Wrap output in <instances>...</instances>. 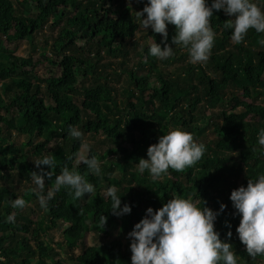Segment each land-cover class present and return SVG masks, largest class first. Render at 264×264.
<instances>
[{
	"label": "trees",
	"instance_id": "obj_1",
	"mask_svg": "<svg viewBox=\"0 0 264 264\" xmlns=\"http://www.w3.org/2000/svg\"><path fill=\"white\" fill-rule=\"evenodd\" d=\"M131 3L140 11L147 0H0V255L5 257L0 264H64L60 250L42 240L43 229L32 219L34 209L27 204L40 205L32 191L31 173L39 171L33 160L44 155L54 161L52 169L41 166L53 173L51 178L45 177L44 192L66 164L95 189L93 194L75 198L61 187L46 209L39 206L49 218L46 228L62 229L64 250L69 257L73 254L70 264H131L130 243L127 245L123 236L145 216L149 206L156 210L175 195L186 199L192 195L198 207L214 211L224 203L225 209L214 222L220 238L232 245L238 264H264V256L251 259L240 242L236 233L240 217L232 215L235 209L229 199L233 189L246 187L249 179L255 181L264 174V146L257 143V134L264 129V33L250 29L246 42L234 43L232 30L224 26L234 16L214 10L209 19L216 35L206 64L160 67L159 59L148 55L149 45L142 46L136 50L146 62L140 61L135 69L119 68L120 74L127 75L128 86L127 97L118 102L110 74L102 70L107 65L113 69V63L103 65L102 60L105 54L130 56L128 43L135 40L140 28V17ZM54 18L50 50L36 58H16V48H10V43L33 42ZM167 30V43L175 47L171 42L175 25L169 24ZM148 36L163 47L161 34L151 29ZM79 42L82 45L78 46ZM134 47L139 45L134 42ZM185 54L186 48L176 46L168 59L181 61ZM44 66L46 71L40 74ZM142 69L147 72L140 73ZM216 105L219 108L207 116L208 109ZM200 117L205 118L214 137L203 143L204 154L195 165L183 171L169 169L156 180L147 170L138 172L134 163L147 159V148L164 134V123L177 121L199 143L198 134L203 132L196 121ZM69 125L81 132L100 133L118 146L103 156L123 152L112 163L121 174L111 177L109 186H116L122 205L131 206L129 214H112L100 177L79 162L83 159L79 153L82 142L68 135ZM5 131L10 135L16 131L29 140L18 147L5 146ZM90 155L98 159L93 147ZM69 156L74 158L68 160ZM16 177L19 183L32 185L22 191ZM125 180L128 185L123 186ZM17 197L25 200L24 208L11 206ZM9 214L12 221L6 219ZM101 214L107 217L104 228L98 224ZM225 221L231 223L230 238ZM116 230L119 238H114ZM90 232L108 240L89 245L86 238Z\"/></svg>",
	"mask_w": 264,
	"mask_h": 264
},
{
	"label": "clouds",
	"instance_id": "obj_2",
	"mask_svg": "<svg viewBox=\"0 0 264 264\" xmlns=\"http://www.w3.org/2000/svg\"><path fill=\"white\" fill-rule=\"evenodd\" d=\"M214 10H223L233 17L225 22V28L231 29V40L234 43L246 42L245 36L250 29L264 33V3L258 0H147L142 10L136 14L140 17V27H149L162 36L161 44L153 42L148 47V55L165 60L174 54V48L180 46L187 49L188 61L192 64L204 65L208 61L213 46L215 33L210 25V17ZM146 14V15H145ZM175 25L176 34L172 36V47L168 40L167 26ZM68 135L81 138L82 132L69 125ZM257 143L264 146V129L257 134ZM205 145L197 143L192 134L179 128L172 129L158 137V142L147 148V159L140 158L136 164L139 173L147 170L150 178L156 180L169 169L183 171L195 165L203 156ZM69 156L67 159L72 160ZM76 158L78 154H76ZM39 171H32V182L41 208H47L48 202L55 193L66 188L75 198H83L85 194H93V183L69 166L64 165L60 173L55 175L52 186L46 192L45 177L51 178L54 161L48 155L33 160ZM86 166L92 175L101 172V161L90 155L79 161ZM104 195L110 199V210L113 215L129 214L132 210L128 203H121L117 189L109 186ZM229 199L240 221L236 233L240 242L245 245L251 259L264 256V174L255 181L249 179L247 186H240L231 191ZM25 200L17 197L11 201L14 209L25 207ZM224 203L216 211L203 206L198 207L190 198L173 196L162 207L154 210L146 209L145 216L137 222L128 233L131 241V264H238L237 255L232 245L220 238L214 222L225 209ZM8 221L14 219L9 214ZM107 217L101 214L98 224L104 228ZM228 228L227 237L232 236L231 223L225 221ZM5 257L0 255V262Z\"/></svg>",
	"mask_w": 264,
	"mask_h": 264
},
{
	"label": "rangeland",
	"instance_id": "obj_3",
	"mask_svg": "<svg viewBox=\"0 0 264 264\" xmlns=\"http://www.w3.org/2000/svg\"><path fill=\"white\" fill-rule=\"evenodd\" d=\"M259 3H264V0H258ZM211 3V0H210ZM132 7V10L135 11L138 9L133 5V3L130 4ZM60 16V12L57 13V17L59 18ZM50 20V23L47 25V27H45L43 30H41L40 32H38L34 38H33V42L32 41H28V40H24L22 42H11L10 43V48L15 49V57L16 58H20V57H25V58H29V57H38V55L40 54H45L46 52H48L50 50V44H51V35L55 32V30H53V28H50V24H52L53 21H55V19ZM140 22V18L137 19ZM151 30V28L149 27L148 29H142L141 27L139 28V31L137 33V36L135 38L134 41H132L131 43H128V48L130 51V56H128L126 59H124L123 57H114V56H110L105 54L104 58L102 60V64L103 65H107L109 62L113 63V69L111 66L107 65L105 66L102 70L108 71V73L110 74L109 76V83L112 87L116 88L117 91V101H124V99L127 97V94L125 92V89L127 88L128 84L126 82L127 80V75L125 73L120 74V70L119 68H124V69H135V66L138 65V63L140 61L146 62V58L139 56L137 52H139L136 49L140 50V47L142 46H146V45H150L151 43H153V38L151 36H148V32ZM11 36H13V33H11ZM134 42H136L139 47L135 48L134 47ZM82 45V42L78 43V46ZM184 52V51H182ZM185 53V52H184ZM159 66L163 67L165 66H169L168 68L170 69H174L176 66H180L181 64H184L185 62H189L188 61V54H185L182 58L181 61H175L173 60V62L171 61V59H165V60H159ZM46 71V67L44 66L43 68L39 69V73L41 74L42 72ZM147 70L142 69L140 70V73H146ZM156 72V70H155ZM154 72V73H155ZM259 90H262L261 87H257ZM116 93V92H115ZM243 100L247 101V102H251V99L248 97H243ZM257 102H261V100L259 99ZM219 108L217 105L214 108H210L208 109V111L206 112V115L209 116V112L212 109H217ZM1 113H5L3 110H1ZM196 124L198 126L201 127L202 132L198 134V142L199 143H206L208 140H210L211 138L214 137V135L212 134V130L210 126H206V121L205 118H199L196 121ZM181 129L183 131H185L181 124L178 123L177 121H169L163 124V132L164 134H166L168 131L172 130V129ZM4 135L8 138L5 141V146L12 144L15 147L21 145L23 142H27L29 140V138L27 136L21 135L16 131H13L12 134L10 135V133L8 131L4 132ZM79 140L82 142V146L80 149V156L82 158L87 157L89 155V151L90 148H95V150L98 153V160L101 161V172L98 175L100 177V183H101V190L102 193L104 194L105 190L107 189V187H109V180L111 177H118L121 173L119 170V167L112 166V163L114 162L113 160H116L118 158H121L123 156V152H117V153H111L109 154L107 157L103 156L104 153L107 152V150H111L113 148L118 147L113 141L106 139L104 135L98 133V134H92V133H86V132H82V137L79 138ZM35 142V141H34ZM29 152H32V149H29ZM136 166V163H134ZM133 169V168H131ZM134 170V169H133ZM241 177V176H240ZM239 177V180H241V178ZM163 178V177H160ZM15 183L18 184L20 190L24 191L25 189H27V187H29L30 184L27 181H23L21 183H19V178L16 177L15 178ZM128 185V181L125 180L123 182V186ZM116 187V186H114ZM177 196V195H175ZM188 198H190L193 202L198 203L197 200H194L192 198V195L189 196ZM86 201V199H84V202ZM28 205L32 206L34 209V213L32 215V219L37 222L39 224V226H41V228L43 229V231L41 232V236H42V240L46 241L47 244L53 248H57L60 250L61 252V256H60V260L64 263V264H70L72 263V259L70 257L73 256V254L70 255V257L68 256V254H66L64 247L65 244L62 242L63 237H62V229L61 228H51V229H47L46 227L49 225V218L47 216V214L45 213V211L43 209H40V205L34 203V202H28ZM130 232V231H129ZM127 232L124 236H123V240L125 241V243L128 245V243H131L129 237H128V233ZM114 238H119L120 233L119 230L114 231ZM106 240H108V238H105L102 234H97L95 232H90L87 234V238H86V242L89 245H102L106 242ZM78 251H76L77 254ZM259 257V256H257Z\"/></svg>",
	"mask_w": 264,
	"mask_h": 264
}]
</instances>
